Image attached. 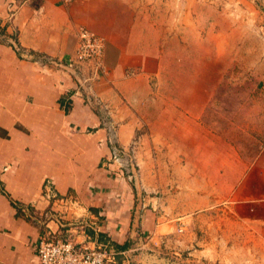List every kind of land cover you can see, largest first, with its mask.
<instances>
[{"label": "crops", "instance_id": "0c3cea01", "mask_svg": "<svg viewBox=\"0 0 264 264\" xmlns=\"http://www.w3.org/2000/svg\"><path fill=\"white\" fill-rule=\"evenodd\" d=\"M8 1L0 0V264H39V239L62 231L79 246L123 252L124 264L158 262L160 244L169 248L163 264H264V149L226 188L200 174L195 185L181 179V201L184 193L197 197L202 212L181 227L177 220L192 205L158 217L141 203L138 183L114 176L102 115L83 94L109 107L122 147L142 131L156 137L164 129L162 136L180 137L198 153L207 135L203 112L219 83L187 80L188 41L201 38L203 2L14 0L8 21ZM256 1L264 12V0ZM81 27L105 41L103 74L89 91L62 66ZM160 88L169 93L159 96ZM189 88V103L170 101L171 90ZM230 166L189 157L172 164L186 171Z\"/></svg>", "mask_w": 264, "mask_h": 264}, {"label": "rangeland", "instance_id": "374dc122", "mask_svg": "<svg viewBox=\"0 0 264 264\" xmlns=\"http://www.w3.org/2000/svg\"><path fill=\"white\" fill-rule=\"evenodd\" d=\"M201 1L202 8L197 11L204 16L206 24H203L200 39L189 38L187 80L219 79L217 88L211 90V99L203 112L202 123L207 130L204 145L196 153L195 147L190 149L185 146L180 137L162 136L164 129H157L161 136L152 137L142 131L132 138L137 142L138 168L136 179L131 182L135 186L138 183L141 203L146 204L145 208H155L153 210L158 217L165 215L166 210L179 212L181 204L192 205L188 216L177 220L181 227L191 219L195 224L196 216L202 214L197 208V197L184 193V202L181 201L182 190H186V186L178 183L181 179L188 178V184L195 185L196 174L198 177L200 174L205 180L215 178L217 186L226 188L243 177L245 168L258 161L264 149L263 8L256 0ZM214 3L218 6V16L215 15ZM169 66L171 70L174 69V65ZM194 92L191 88L171 90L169 98L170 101H180L179 97H182L189 103ZM167 93L169 90L160 88L159 96ZM188 157L191 160H228L231 166L223 169H190L188 172L172 167L173 163ZM220 187L215 194L221 193ZM221 220L222 217L220 220L216 218L215 223H221ZM59 238L69 239V234L62 231ZM159 246L158 262L151 264H163L164 259L170 258L169 248L164 244ZM142 252L145 256L154 254V250ZM154 258L156 260V256Z\"/></svg>", "mask_w": 264, "mask_h": 264}, {"label": "built area", "instance_id": "2783aa9c", "mask_svg": "<svg viewBox=\"0 0 264 264\" xmlns=\"http://www.w3.org/2000/svg\"><path fill=\"white\" fill-rule=\"evenodd\" d=\"M73 0H59L68 4ZM7 6V20L15 15L18 4L9 0ZM2 29L0 28V33ZM105 41L102 37L90 32L86 28L77 31V46L72 57L68 58L62 66L70 68L73 72L77 87L90 90L91 82L103 74V53ZM18 51V48H16ZM41 62H52L51 58L43 57ZM85 102L94 105L101 113L103 126L106 132V142L109 154L107 166L112 168L114 176L136 179V141L132 140L129 146L122 147L117 138V125L112 118L109 107L99 100L93 101L91 94L83 93ZM52 195V194H51ZM123 252L114 248H106L94 243L79 246L70 239H60L50 235L42 236L36 245V256L39 264H124L126 261Z\"/></svg>", "mask_w": 264, "mask_h": 264}, {"label": "trees", "instance_id": "16d2710c", "mask_svg": "<svg viewBox=\"0 0 264 264\" xmlns=\"http://www.w3.org/2000/svg\"><path fill=\"white\" fill-rule=\"evenodd\" d=\"M18 211V213H19V210H17Z\"/></svg>", "mask_w": 264, "mask_h": 264}]
</instances>
